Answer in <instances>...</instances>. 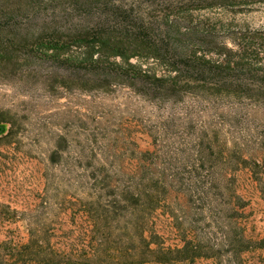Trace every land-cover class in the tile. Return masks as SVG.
<instances>
[{
	"label": "trees",
	"instance_id": "obj_1",
	"mask_svg": "<svg viewBox=\"0 0 264 264\" xmlns=\"http://www.w3.org/2000/svg\"><path fill=\"white\" fill-rule=\"evenodd\" d=\"M218 1L0 0V77L33 57L72 95L127 87L168 114L191 97L214 112L210 122L240 125L250 104H264V87L233 83L253 70L262 42L245 31L220 33L219 20L198 13L236 0ZM19 119L0 109V147L15 142ZM162 122L167 135L196 133L191 147L177 151L150 127L152 148L131 151L133 163L121 165L110 139L86 136L94 145H80L73 158L83 195L56 189L51 212L47 196L30 212L0 202L1 221L28 220L23 238L0 239V264H251L264 236L247 233L235 177L247 171L264 200V161L190 118L170 113Z\"/></svg>",
	"mask_w": 264,
	"mask_h": 264
},
{
	"label": "rangeland",
	"instance_id": "obj_2",
	"mask_svg": "<svg viewBox=\"0 0 264 264\" xmlns=\"http://www.w3.org/2000/svg\"><path fill=\"white\" fill-rule=\"evenodd\" d=\"M198 13L219 20L222 25L220 33L223 29L229 32L245 31L246 34L254 33L258 40L254 41L255 44L262 42L259 45L262 51L258 60L253 57V70L235 76L240 80L233 83L254 89L263 88L264 1L236 0L225 2L218 9ZM224 41L232 46L228 39ZM22 52L19 53L23 58L25 53ZM30 59L28 63L21 60L12 65L11 74L5 78L0 77V109H10L20 117V130L15 142L0 147V202L11 209L30 212L35 205H39L40 196H47L48 211H55L52 201L56 189L65 191L67 195H83L85 190L74 180V171L80 167H76L78 163L73 158L80 145H94L87 137H95V141L106 143L110 139V152L117 151L120 154V159L115 163L121 165L133 163L131 151L152 148L150 130L159 133L158 139L161 142L169 139L168 144L171 147L173 144L177 151L179 148L191 147L196 133L167 135L162 131V121L168 120L170 113L181 120L192 119L197 128L202 125L211 134V131L217 130V139L226 142L228 146L237 141L247 154L255 152L264 161V104H250L247 119L240 125H230L228 122L221 124L215 120L210 122L214 112L204 108L205 102L191 97L185 98L183 111L177 106L168 114L169 107L164 112L159 111L152 100L141 98L127 87H117V92L97 97L89 96V92H76L72 95L65 89L56 88V77L47 78L51 66L48 68L41 60L33 57ZM187 101L192 106L188 112L185 108ZM171 131L176 130L172 128ZM55 150L60 151V154L54 153ZM50 158L55 163L50 162ZM235 178L236 191L246 201L243 211L247 233L264 236V200L258 180L252 179L245 170L236 172ZM260 179L264 181V174ZM26 217L22 215L15 222L0 220V239L12 235L16 239L23 238L28 223ZM248 255H251V264H264V252L257 251ZM197 264H209V261H199Z\"/></svg>",
	"mask_w": 264,
	"mask_h": 264
}]
</instances>
